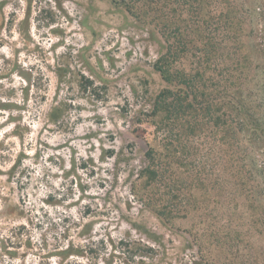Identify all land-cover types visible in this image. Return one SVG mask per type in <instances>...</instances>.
Here are the masks:
<instances>
[{"label":"rangeland","instance_id":"obj_1","mask_svg":"<svg viewBox=\"0 0 264 264\" xmlns=\"http://www.w3.org/2000/svg\"><path fill=\"white\" fill-rule=\"evenodd\" d=\"M201 4L175 0V28L189 75L217 38L223 97L170 148L136 122L168 88L153 25L121 0H0V264H264V0Z\"/></svg>","mask_w":264,"mask_h":264},{"label":"trees","instance_id":"obj_2","mask_svg":"<svg viewBox=\"0 0 264 264\" xmlns=\"http://www.w3.org/2000/svg\"><path fill=\"white\" fill-rule=\"evenodd\" d=\"M174 1L166 0L165 3H162L157 0H121V3L127 4L128 11L135 17L144 20L147 25H153L163 40V43L157 41L159 51L153 66L168 84V88L150 101L148 107L140 111L141 117L136 122L138 125L143 123L151 125L154 128L156 139L162 135V140L167 141L170 148L174 145V133L180 132L179 128L183 130L189 126L188 118L193 111H200L204 115L206 112L208 113L210 103L218 97H223L219 94L207 95L204 90L207 87L206 66L210 68L213 58L218 57L221 51V47L216 41L217 38L215 36L205 37L206 43H202L204 41L198 39L201 46L193 47L196 60L192 65L195 74L189 75L186 61L189 60L190 38L188 33H180L175 28L177 10L173 8ZM198 1L200 4L203 3V0H180L179 14L187 13L192 8L197 13L199 9L195 4ZM144 6L147 7L145 13H143ZM185 29L187 31L188 27ZM209 81L213 86V79L210 78ZM214 86L216 87V85ZM231 99L236 100L234 96ZM147 156L150 159V167L146 168L142 174L146 175V178L148 177L147 183L152 185L155 181L151 177H156L160 169V154L155 148L150 147Z\"/></svg>","mask_w":264,"mask_h":264}]
</instances>
